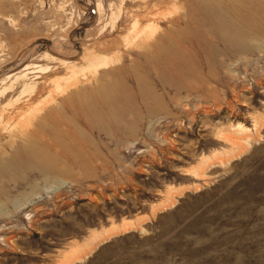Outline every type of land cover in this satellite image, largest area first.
<instances>
[{
  "label": "rangeland",
  "instance_id": "1",
  "mask_svg": "<svg viewBox=\"0 0 264 264\" xmlns=\"http://www.w3.org/2000/svg\"><path fill=\"white\" fill-rule=\"evenodd\" d=\"M0 82V264H264V0H0Z\"/></svg>",
  "mask_w": 264,
  "mask_h": 264
},
{
  "label": "bare ground",
  "instance_id": "2",
  "mask_svg": "<svg viewBox=\"0 0 264 264\" xmlns=\"http://www.w3.org/2000/svg\"><path fill=\"white\" fill-rule=\"evenodd\" d=\"M112 20H115L114 15L112 17ZM45 56L47 57V55H45ZM88 61H89L88 62L89 64H87L86 67L84 66V68H82V66L80 68L79 66H76L75 64L71 63L70 61H62L61 65L63 67L66 66L67 70L70 71L69 74L66 75V76H59L58 66H56V65H54V66L45 65L44 67H40V69L44 72V75L43 76H37L36 79H38V78L42 79L43 80L42 83H44L43 85H41L40 83H38V82H36L34 80L31 81V82H28L27 79L29 77V74L33 73V71H31V67H26L22 71L20 70L21 72L19 71L20 73L14 75V77H11V76L8 77L7 79H10V82H13V83H10L9 86H5L2 90L4 91V93L9 92L12 88L15 87V83L20 81L23 84V86H24L23 88H24L25 92L29 91V90L34 92L37 88L41 89L42 87H44V88L45 87H49V85H48L49 83L55 85L54 88H56V91H58V92L60 91V93L66 92L67 90H69L73 86L77 85V83H79L78 82L79 81V77H80L79 75L85 69H90V70L94 69V71H98V70H100L102 68L109 67L112 63H115L116 60L112 59L111 57H107V56H94L91 53L90 57L88 58ZM60 69L61 68H59V70ZM39 72H40V70H39ZM45 85H47V86H45ZM0 93H1V88H0ZM1 94L3 95V93H1ZM28 97H30V96H28ZM47 98H51V97L47 96ZM18 99L19 98H17V100ZM32 99H34V97ZM52 99L54 101L53 96H52V98L50 100H48V99L47 100L51 101ZM48 101L46 102V100H45V103H49ZM52 103H54V102H52ZM0 117H1L0 119H2L3 116H0ZM0 122H1V120H0Z\"/></svg>",
  "mask_w": 264,
  "mask_h": 264
}]
</instances>
